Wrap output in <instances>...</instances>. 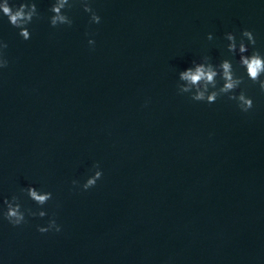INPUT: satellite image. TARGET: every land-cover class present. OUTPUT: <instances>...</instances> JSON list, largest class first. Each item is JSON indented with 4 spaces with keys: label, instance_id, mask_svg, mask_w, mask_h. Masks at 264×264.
Instances as JSON below:
<instances>
[{
    "label": "water",
    "instance_id": "water-1",
    "mask_svg": "<svg viewBox=\"0 0 264 264\" xmlns=\"http://www.w3.org/2000/svg\"><path fill=\"white\" fill-rule=\"evenodd\" d=\"M35 2L29 40L0 12V209L41 210L30 185L53 199L19 227L0 216V264H264V92L226 39L251 30L264 53V0H91L99 24L77 2L55 28L54 0ZM205 56L244 75L251 110L178 93ZM53 217L62 231L37 230Z\"/></svg>",
    "mask_w": 264,
    "mask_h": 264
},
{
    "label": "clouds",
    "instance_id": "clouds-1",
    "mask_svg": "<svg viewBox=\"0 0 264 264\" xmlns=\"http://www.w3.org/2000/svg\"><path fill=\"white\" fill-rule=\"evenodd\" d=\"M81 3L85 12L90 13V23L99 24L101 17L91 6V0H54L49 11L53 13L49 17L52 27L61 25L72 26L73 19L67 14L66 9H71L75 3ZM0 12L7 16L10 24L19 29V35L24 40L31 38L29 25L34 18L40 19L37 3L35 0H24L18 6L10 3V0H2L0 2ZM241 39L237 42V37L234 33L226 34V39L229 41L227 45L228 51L233 55L239 53V65L246 72L248 80L253 84H257L261 92H264V53L255 48L257 43L255 34L248 29H245L241 34ZM213 35L209 33L208 40H212ZM247 40V43L245 42ZM90 45H95V40H89ZM249 45L253 47L251 55H248ZM8 44L0 40V69L7 68L9 61L5 50ZM219 78V79H218ZM223 84H220V81ZM179 83L177 84L178 93L190 94V99L197 102H206L208 104L215 103L223 96H227L229 100L238 102V107L243 112H248L254 107V101L244 90H241L237 95L236 90L245 84L244 75H239L238 70L234 67L229 59H224L219 65L211 62V58L205 56L202 62L193 61V66L179 73ZM95 170L94 175H91L82 185L83 190L87 191L97 185V182L103 178V171L100 168L99 162L93 165ZM73 186H79V181L73 180ZM27 196L40 206L38 212L32 209L24 210L20 203V197L13 195L11 199H4L6 210L0 209V216L7 220L14 227H19L26 224L27 216H39L41 218L48 215L47 211L43 210V206L53 199V193L37 189L35 186H28L21 189ZM37 230L41 233L49 231H62V226L59 225L53 217L48 221L47 226H37Z\"/></svg>",
    "mask_w": 264,
    "mask_h": 264
}]
</instances>
